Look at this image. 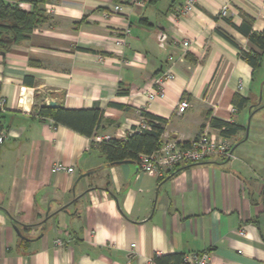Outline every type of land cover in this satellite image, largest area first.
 <instances>
[{"label":"crops","instance_id":"1","mask_svg":"<svg viewBox=\"0 0 264 264\" xmlns=\"http://www.w3.org/2000/svg\"><path fill=\"white\" fill-rule=\"evenodd\" d=\"M185 1L49 0L41 6L49 21L0 49V264H154L155 255L205 251L218 264H264V124L252 129L264 81L259 94L261 67L240 54L250 43L237 29L252 19L264 30V0H233L225 18L229 0H195L180 16ZM169 69L165 96L150 99ZM235 95L249 101L242 110ZM182 99L191 107L180 115ZM42 101L97 108L104 122L85 137L37 118ZM143 111L167 120L163 140L183 144L206 129L219 134L213 119L245 131L232 138L231 161L163 180L136 162L108 166L93 142L127 138ZM56 163L74 172L54 173Z\"/></svg>","mask_w":264,"mask_h":264},{"label":"trees","instance_id":"2","mask_svg":"<svg viewBox=\"0 0 264 264\" xmlns=\"http://www.w3.org/2000/svg\"><path fill=\"white\" fill-rule=\"evenodd\" d=\"M47 1L49 0H0L1 50L6 52L12 50L14 45L30 39L37 28L49 21V16L41 7ZM155 1L152 0V2ZM21 3L30 4L32 9L29 12L25 11L20 6ZM237 29L248 38L250 43L248 49H240V54L253 70L257 71L264 59V30L254 31L252 19L245 20ZM222 35L231 40L227 34L222 32ZM248 103V99L240 95H235L233 99V105L239 110H242ZM34 111L37 118L51 119L55 126H65L88 138H93L104 122V113L97 108L90 110H69L63 106L50 108L45 101H42L40 105L35 106ZM141 115L148 120L149 129L139 130L138 126L134 127L133 133L125 139L109 138L101 142H93L108 166L128 162L139 163L142 155L151 154L162 146L167 120L144 111ZM211 125L219 130L221 136L230 139L245 131L241 125L217 119H213ZM3 129L0 115V137ZM184 145H189V143H184ZM184 258L185 254L155 255L153 262L154 264H187Z\"/></svg>","mask_w":264,"mask_h":264},{"label":"built area","instance_id":"3","mask_svg":"<svg viewBox=\"0 0 264 264\" xmlns=\"http://www.w3.org/2000/svg\"><path fill=\"white\" fill-rule=\"evenodd\" d=\"M233 0L222 8L220 17L228 16L229 8ZM195 9V0H186L183 5L180 16H185ZM114 12L120 13L123 11L122 5H115ZM183 46L188 48L190 41H184ZM170 60H173L171 58ZM175 75L172 69L163 73L154 80L155 88L149 94L150 99L163 98L165 96V85L168 81L173 80ZM49 103V102H48ZM47 103V104H48ZM5 100L0 99V113L5 111ZM191 107L186 99H182L177 105V112L183 115ZM148 120L141 117L139 130L149 129ZM6 136L2 133L0 143L4 142ZM106 139H109L108 137ZM234 158V142L230 138H226L219 134H211L207 129L201 135L193 140L189 145H184L176 140H163L160 148L156 149L151 154L142 155L139 161V169L142 173L148 174L159 179H166L174 174L178 169L185 166L201 164L209 160L231 161ZM54 173H73L74 168L56 163L52 167ZM56 245L62 246L64 243L61 240L56 241ZM134 247V245H132ZM187 264H218L210 252L186 254L184 258Z\"/></svg>","mask_w":264,"mask_h":264},{"label":"rangeland","instance_id":"4","mask_svg":"<svg viewBox=\"0 0 264 264\" xmlns=\"http://www.w3.org/2000/svg\"><path fill=\"white\" fill-rule=\"evenodd\" d=\"M264 81V60L262 63L261 68L256 72V89L257 93L261 94V91L263 92V88H261L260 86H262ZM262 104H256L254 105V108L256 109L257 107L259 108ZM264 124V110L259 111L258 115L254 118L253 121V126L252 129H254L255 125H257L258 121H260ZM234 142V141H233Z\"/></svg>","mask_w":264,"mask_h":264},{"label":"water","instance_id":"5","mask_svg":"<svg viewBox=\"0 0 264 264\" xmlns=\"http://www.w3.org/2000/svg\"><path fill=\"white\" fill-rule=\"evenodd\" d=\"M47 106L50 107V108H58V107L61 106V104H60V102H58V101H50V102L47 104ZM248 133H249V127H248V129H247V135H248Z\"/></svg>","mask_w":264,"mask_h":264}]
</instances>
